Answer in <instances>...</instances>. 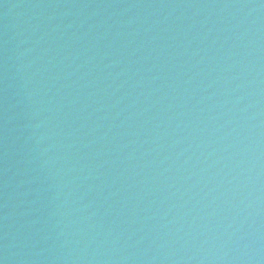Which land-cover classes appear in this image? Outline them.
<instances>
[{
    "label": "water",
    "instance_id": "1",
    "mask_svg": "<svg viewBox=\"0 0 264 264\" xmlns=\"http://www.w3.org/2000/svg\"><path fill=\"white\" fill-rule=\"evenodd\" d=\"M0 264H264V0H0Z\"/></svg>",
    "mask_w": 264,
    "mask_h": 264
}]
</instances>
